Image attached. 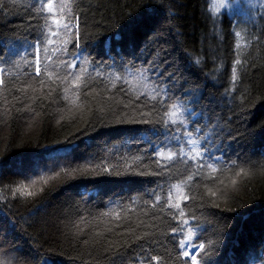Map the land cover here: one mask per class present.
Instances as JSON below:
<instances>
[{
	"label": "trees",
	"instance_id": "obj_1",
	"mask_svg": "<svg viewBox=\"0 0 264 264\" xmlns=\"http://www.w3.org/2000/svg\"><path fill=\"white\" fill-rule=\"evenodd\" d=\"M71 2L79 16V42L83 49L80 58L94 61L104 72L102 80L93 81L90 88L81 90L93 93L81 96L77 101L81 107L63 99L64 86L59 81L52 83L44 77L46 83L42 88L38 80H29L24 72L25 61L33 60L29 54L34 49L30 45L41 37L42 30L47 33L44 20L31 7L35 0H0V52L3 53L0 59L8 60L0 67L11 73L5 74L7 88H0V172L3 173L0 177V261L4 264H44L45 261L47 264H112V257L116 255L114 245L120 241L117 233L123 229L116 227L114 232L103 236L96 233L104 229L100 222L102 213L110 209L120 211V205L134 209L129 213L130 226L137 235L155 233L168 252L175 255L167 239L170 229L166 213L153 209L150 200L145 204V193L157 189L160 194L158 185H163L165 192L168 187L167 177L150 174L156 169L152 145L164 140L159 135L163 128L155 124V114L152 124L140 122L139 113L151 110V104L144 106L143 98L139 102L132 99L137 88L144 91L143 81L138 84L139 77L132 76H128L131 81L128 85L113 81L109 72L127 75V71L105 67L113 63L108 55L110 47L114 49L112 56L116 57L117 65L120 57L116 52L121 48L130 52L133 48L147 47L161 51L166 60L158 72L175 73V95L170 103L183 102L189 109H195L197 115L192 119L199 120L195 127L203 128V132L194 133V137L211 135L221 149L220 152L215 147L212 149L216 155H222L226 161L236 160L248 172L247 176L236 177L234 188L230 180H225L228 187L223 195L218 193L215 198L207 197L204 181L197 180L190 189L185 188L190 197H196L194 201L189 200L185 211L194 212L206 229L198 243L214 242V246L208 245L211 254L199 258L207 264H264V19H261L264 8L259 12L255 7L251 12L248 10V5L264 3V0H243V4L242 0H229L231 6L219 9L216 15L213 7L222 0ZM162 3L163 8L159 7ZM51 27L56 26L51 24ZM235 32L243 37L238 51ZM69 51L77 49L70 47ZM65 58L71 59V56ZM237 58L242 60V65L234 64ZM197 59L199 64L195 63ZM130 61L132 57L126 56L125 62ZM232 67L237 68L239 78L235 91L232 90ZM128 70H131L130 64ZM88 71L92 72L91 65ZM25 84H32L36 91L31 88L19 91ZM121 87L127 94L119 90ZM50 88L55 91L50 93ZM69 88L68 95L73 97L70 85ZM194 98L198 102L190 103ZM180 131L183 129L175 128L176 134ZM65 146L69 152L74 149L72 155H66ZM53 148L61 149L55 154L61 163L74 160L73 167L91 158L93 164L104 163L116 168L111 175L90 170L71 177L62 174L43 183L40 175H52L47 173V168L53 166L50 159ZM134 156H141L142 162L138 161L131 170L126 169L125 162L131 164ZM116 171L120 174H115ZM173 174L172 183L186 178L183 161H175ZM26 176L30 179H25ZM32 179L38 182L29 186ZM22 185L37 195L28 197L17 193L13 197L12 189ZM209 186L213 185L209 183ZM216 186L223 188L218 183ZM201 195L205 197L203 202ZM132 200L136 203L132 204ZM140 221L155 227H136ZM117 223L113 220L109 226ZM124 239L134 237L126 235ZM164 251V247L156 246L157 253Z\"/></svg>",
	"mask_w": 264,
	"mask_h": 264
},
{
	"label": "snow or ice",
	"instance_id": "obj_2",
	"mask_svg": "<svg viewBox=\"0 0 264 264\" xmlns=\"http://www.w3.org/2000/svg\"><path fill=\"white\" fill-rule=\"evenodd\" d=\"M243 4V0H242ZM39 5V6H37ZM229 0H222L221 3L214 5L213 15L219 12V9L224 7H230ZM35 8V14L44 20L45 28L47 33L41 31V37H37L36 42L30 45L34 49L33 53H30L33 60H26V68L24 69L25 74L29 80L40 83L41 87L45 85L46 81L44 77H47L48 81L55 83L59 81L63 85L65 101H70L76 107L82 105L77 104V101L81 99L82 95H92L93 93L87 92L82 93V89L90 88L91 83L98 79L104 78V72L100 70V65L94 61L88 60L82 56L83 49L80 47V25L79 16L75 14L73 4L71 0H35V3L31 5ZM159 7L163 8L165 5L162 3ZM259 12L261 8H264V3H257L256 5H248V10L251 12L253 8ZM261 19H264V15H261ZM56 27L53 29L51 24ZM213 25L216 21L213 20ZM237 37L235 45L238 51L241 48L240 40L243 39L240 32L234 33ZM117 39L119 35L117 34ZM258 39V38H257ZM49 46H52L51 48ZM74 47L77 49L76 52H70L69 48ZM114 49L109 48V59L113 61L111 65H105L106 68L119 67L127 71V75L124 73L109 72V77L113 81H122L124 85H128L131 81L128 76H132L133 79L139 77L137 83L140 84L143 81L142 87L144 91L136 89V95L132 99L139 102L142 98L145 100V107L151 104V110L148 112H140L141 123L152 124V117L155 114L157 119L155 124L160 127L162 126L163 131L159 135L164 136V140H161L158 144L152 145V152L154 153L153 163L156 165V169L150 174L155 176L167 177V191L165 192L163 185H158L160 194L157 193V189H152L150 193H145L147 200L152 201L151 207L153 209L159 208L161 213H166L168 218L167 227L170 229V233L167 237L168 241L173 246V252H168L166 245L162 244L156 234L153 232H145L143 235H137L135 228L130 226L129 213L133 212L134 209L130 206L120 205V211L110 209L108 212L102 213L101 223L104 224V229L101 232L96 233L97 236H103L106 232H114L116 227L122 228L123 231L117 233L120 237V241L115 243L116 255L112 257V264H116L117 261L120 264H207V261L201 259V256H209L210 250L208 245H213L214 242L209 241L206 243L201 241V233L206 231L200 223L199 217L194 212H186L185 209L189 207V200L194 201L195 196H189L185 192V188H191L192 184L197 180L204 181L203 188L207 197L215 198L218 193L224 194V189L228 187L225 180H230V185L234 188L237 185L236 177L247 176L248 172L237 163L236 160L226 161L222 155H216L212 150L215 147L216 152H220L221 149L215 145L211 135H200L194 137V133H202L203 128L195 127L199 124V120H193L192 117L197 115L195 109H189L184 105L183 102L175 103L172 101L175 93L173 89L176 88V76L175 73L163 71L158 72L157 69L161 64H165L166 60L162 58L161 51L156 48H133L130 52H125L123 48L116 52V56L120 57V62L117 65L116 57L112 56ZM59 53V55H56ZM71 56V59L65 57ZM131 56L132 61L125 62V57ZM0 57H3V53L0 52ZM80 58V59H78ZM139 61L140 64L137 66L135 63ZM7 58L0 59V64H7ZM103 63V62H101ZM195 63L199 64L200 60L197 59ZM242 60L237 58L234 60L235 65H242ZM131 65V70H128V65ZM88 65H91L92 72L88 71ZM28 69H33L28 71ZM55 69H60L59 72ZM11 75L5 67H0V88H7L5 80V74ZM93 73L95 75H93ZM152 75H155V79H152ZM237 68L232 67L231 69V82L233 84V91H235V85L238 82ZM111 82V81H110ZM151 83V87H149ZM71 86L73 97L68 95ZM112 86L115 88L116 84ZM29 88L32 91H36L32 84H25L19 91L26 92ZM120 91L127 94V90L121 87ZM55 91L50 88L49 92ZM191 95V93H188ZM111 99V97H110ZM196 99L190 103H196ZM159 106V107H158ZM127 107V105H125ZM202 118V113L199 114ZM193 127L189 128V125ZM183 129L178 134L175 133V128ZM207 127V125H204ZM146 131H152V129H146ZM170 136V138H169ZM167 141V142H165ZM71 143V142H69ZM187 148V151H185ZM175 149V150H173ZM61 149H51L50 159L53 160V166L47 168V173L52 175H40L39 179L43 183H47L48 180L54 177H59L62 174L64 176L71 177L74 174H85L88 171L102 170L104 173L111 175L115 170L116 166L109 167L104 163L93 164V160L90 158L84 161L83 165L76 164L73 167V161H66L61 163L56 157V153L60 152ZM66 155H72L69 152L67 146L63 149ZM141 156H134L131 158V164L125 162L124 167L131 170L133 166L137 165L138 161L142 162ZM179 159L185 164V172L187 173L186 178H181L178 182L172 183L175 179L173 174V167L175 161ZM58 169V170H57ZM228 173H233L232 176H228ZM38 174V173H35ZM119 175V171H116ZM144 174V173H141ZM3 173L0 172V177ZM223 177V178H221ZM25 179H30L25 177ZM37 180L32 179L30 185L37 184ZM209 183L213 186L210 187ZM217 183L221 187H217ZM28 186H19L12 189L13 197L19 193L21 196L33 197L37 195L34 191H28ZM197 187L199 185L197 184ZM175 193V194H173ZM162 195L165 197L162 199ZM201 201L205 200L203 195L200 196ZM132 204L136 201L132 200ZM148 215L147 212L144 213ZM153 218L156 214H152ZM118 222L114 227L109 225L112 221ZM84 222V218H81ZM144 225L145 227H155V225H145L144 221H140V224L136 227ZM83 231V229H81ZM132 236L134 239H124L125 236ZM147 244V247L144 244ZM159 245L164 247L165 251L163 254L156 252V246ZM109 247H113L110 242ZM138 248V251L136 250ZM264 260V258H262ZM0 264H4L0 261ZM47 264V261L44 262Z\"/></svg>",
	"mask_w": 264,
	"mask_h": 264
}]
</instances>
